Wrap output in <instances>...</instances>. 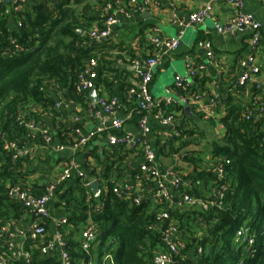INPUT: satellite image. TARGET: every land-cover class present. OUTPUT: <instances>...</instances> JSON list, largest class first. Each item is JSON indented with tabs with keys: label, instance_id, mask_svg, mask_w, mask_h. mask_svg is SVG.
Instances as JSON below:
<instances>
[{
	"label": "trees",
	"instance_id": "1",
	"mask_svg": "<svg viewBox=\"0 0 264 264\" xmlns=\"http://www.w3.org/2000/svg\"><path fill=\"white\" fill-rule=\"evenodd\" d=\"M124 3L125 0L0 2L2 239H5L2 228L8 232L25 231L32 224L28 211L8 197L9 189L24 186L33 197H39L44 194L45 186L37 178L49 174L46 168H36L42 164H35L39 158L35 154L14 158L13 151L6 149L7 143L41 147L40 137L19 126V121L44 124L46 119H52L56 123L54 131H49L52 137L56 135L65 146L74 145V128L57 122L62 116L56 109L57 99L63 98L67 91L72 101L84 107L86 92L77 87L80 77L90 70L92 60L98 67L95 68L99 82L108 92L107 101L115 98L110 93L108 78L118 74L114 64L123 57H114V52L120 50V45L93 41L89 33L103 29L108 16L103 11L106 5L116 7ZM14 7H19L17 12ZM10 15L17 24L15 30L8 27ZM77 30H82L83 34H77ZM193 77H198L197 72ZM173 90L179 97L199 95L204 104H208V100L215 102L208 117L194 108L186 113L185 107L175 99L169 104L160 103L157 110L175 122L162 136L155 135L153 148L157 160L178 159V164L172 167V172L181 178L179 188L173 193L175 207L166 209L164 203H157L145 192L152 182L140 172L141 165L132 171L136 178L126 196L113 192L114 187L123 186L122 180L130 163L142 158V145L128 148L125 142H117L109 145L102 158L93 152L86 153L80 168L83 167L88 175H75L73 184L67 187L63 183L50 208L52 219L56 213L62 214L60 220H55L58 225L54 230L62 235L63 251L70 264H154L155 254L166 249L162 237L170 227H175V238L182 245L173 255L174 264H264L262 91L255 82L239 84L238 81L220 83L215 93L217 99L211 98L210 89L204 87L196 92L186 89L183 84ZM200 94L210 96L206 98ZM126 103L124 112L130 113L134 121L148 113L139 109L135 100ZM118 105L120 112L123 104L119 102ZM215 112L220 115L215 116ZM211 126H220L222 134L208 140ZM204 141L205 145L202 144ZM218 168L222 169L221 175L216 171ZM90 180L101 184L98 198H94L88 189ZM185 194L195 203L186 205L179 200ZM137 197H141L138 204L134 202ZM202 204L207 205L206 210ZM163 211L168 213V218L158 220ZM90 224L96 235L85 250L80 235ZM154 224L155 227L150 229ZM50 225H46L44 237L32 240L26 234L23 251L29 254L27 264H61L58 252L41 251L52 239L54 231ZM240 228L247 239L253 241L252 245L236 236ZM2 239L0 254L6 248ZM106 256L110 258L106 259ZM9 264L26 262L11 259Z\"/></svg>",
	"mask_w": 264,
	"mask_h": 264
},
{
	"label": "crops",
	"instance_id": "2",
	"mask_svg": "<svg viewBox=\"0 0 264 264\" xmlns=\"http://www.w3.org/2000/svg\"><path fill=\"white\" fill-rule=\"evenodd\" d=\"M93 1L95 0H91V2ZM136 1L140 8L131 12L129 17L117 16V24L112 28L107 39L103 40L120 45L119 48L122 50L121 52H119L120 50L114 52V57L117 55L123 57V60H119L114 64V70L118 74L108 78V81L111 82L110 93L123 104L122 110L118 113L119 117L126 115L124 112L127 108L126 101H136V95L139 91V80L136 76L137 69L134 63H144L153 53L154 48L151 38L154 36L178 39V47L175 50L167 51L163 47L159 49L160 61L152 70V81L150 84V94L155 100L160 102L168 97L177 99L173 90L176 78L183 79L186 89L190 91L200 92L204 87L205 89H210V95L217 93L220 83L238 81L246 69L248 59L253 54H255L256 64L259 67L255 83L259 85V89L264 95L263 0H240L242 3L240 12L260 25V42L255 51L251 47L248 34L220 35L215 31L214 26L216 23H225L238 14V11L224 1L216 3L211 2L212 0ZM207 5L212 7L209 17L201 24H188L189 16L198 10L204 9ZM8 27L12 30L17 28L13 15L8 18ZM204 41L209 42L211 45L212 59H208L205 55V50L201 46ZM189 65L194 67L202 66V70L197 72V78L188 76L187 69ZM97 68L94 71L96 78L90 81L92 88L86 91V107L85 105L82 107L81 104L72 101L67 91L64 93L63 98L57 99L56 107L57 111L62 115L61 118L57 119V122L62 123L66 127L74 128L76 140L79 136L86 135H91V140L84 148L76 149L73 145L65 146L61 144L58 137L54 135L51 146L37 147L34 154L39 158H37L38 161L36 160L35 164L41 163L42 165L36 168L38 170L44 168L49 170L48 175L44 174L42 178H37L41 180L40 183L44 186L53 182L64 171L70 161L77 164L79 169L71 171L70 178L64 182L66 187L73 184L72 179L75 175L87 176V171L83 167L80 168V164L84 163L85 154L93 152L96 156L102 158L109 147V139L112 136H116L125 142L128 148H132L136 144L141 146V142L145 140L153 149L155 135L158 136L159 133L162 136L165 130L175 125V122H172L171 126H162L155 121L153 113L148 112L144 116L149 127V132L145 136L142 135L138 121H134L133 117L127 120L119 131L114 132L110 127L112 118L109 114L101 111H98L97 115L94 114L97 100L100 97L107 100L109 97L108 92L104 91L103 86L99 82ZM92 89L95 90L97 96L96 102H93L89 97ZM210 95L202 94L201 96L207 98ZM93 106L95 107L94 109ZM213 114L217 117L220 115L217 112ZM43 125L48 131L53 132L56 123L52 119H46ZM208 134L212 138V136L222 134V129L220 126H211L208 128ZM157 162L159 168L165 171L177 165L178 159H159ZM142 163V158L130 163V169L125 173L122 180L123 186H134L133 179L136 177H133L134 173L132 171ZM35 177H38V174ZM92 181L94 180H90V182ZM59 188L60 186L54 192L56 193ZM151 191L150 187L147 186L145 192L149 194ZM60 218H62L61 213H56L53 217L54 220H60ZM50 227L53 232V224Z\"/></svg>",
	"mask_w": 264,
	"mask_h": 264
},
{
	"label": "built area",
	"instance_id": "3",
	"mask_svg": "<svg viewBox=\"0 0 264 264\" xmlns=\"http://www.w3.org/2000/svg\"><path fill=\"white\" fill-rule=\"evenodd\" d=\"M219 1H224L225 3L231 5L238 14L230 18L227 22L218 24L216 23L214 28L215 31L220 35H233V34H248L249 41L252 49L255 51L260 42V25L253 21L251 18L240 12L242 7V3L240 0H212L211 2L216 3ZM264 1V0H263ZM1 3H9L10 0H0ZM14 4V3H13ZM140 7L137 4L136 0H125L124 4H118L116 7H113L111 4H108L104 8V12L108 14L106 20L103 23V29L101 31H92L89 33V37L93 41H103L106 40L110 35L112 28L117 24V16H125L129 17L130 13L138 10ZM19 7H14V12H17ZM211 5H207L204 9L198 10L194 12L188 18V24L190 25H198L201 24L206 18L209 17L211 12ZM151 43L153 44L154 51L147 58L144 63H137V78L139 80V91L136 95V102L139 109L152 112L155 121L162 126H171L173 120L170 116H164L160 112H157L160 103L169 104L174 101L172 98H166L162 101L155 100L150 94V84L152 81V70L160 61V48L163 47L167 51H173L178 47V39H166L160 36H154L151 38ZM201 46L205 50V55L208 59L213 58L212 48L209 42H202ZM97 66L96 62L92 60L89 63V68L85 73V76L80 77L79 85L77 90L86 92L91 89L90 81L96 78L95 72L92 70ZM202 70V66L194 67L193 65H189L187 69V74L189 77H193L194 74L198 71ZM259 73V67L256 64L255 54L251 58L248 59L246 69L238 79L239 84H243L246 82H255V77ZM184 84V80L181 78H176L175 80V88H179ZM257 84V83H256ZM257 88L259 85L257 84ZM176 101L183 107L194 108L197 112L205 115L206 117L211 115V110L215 107V102L213 100H208V104H204L201 97L199 95H192L190 97H179L177 96ZM213 99H217V95L214 93L210 96ZM206 99V98H205ZM119 102L117 99L112 98L107 101L104 98H99L96 103V108L93 106L94 114L97 115L98 111L107 113L111 116V129L114 132L119 131L127 120L131 119L132 115L126 114L124 117H119ZM57 107V105H56ZM261 115L264 116V106L261 108ZM138 125L140 130L142 131V135L145 136L149 132V127L147 125L146 117H142L138 121ZM19 126H23L28 132L32 134H37L42 142V146H51L53 143V137L49 133V131L44 127L43 124H35L33 122H24L23 120L19 121ZM91 140V135L79 136L73 145L76 149L84 148L87 143ZM117 142H123L116 136H112L109 139V145H112ZM142 159L143 163L140 167V172L143 175H146L148 179L152 182V184L148 185L152 190L148 195L150 198L155 200L157 203H164L166 209L175 207L174 205V195L175 190L179 188V180L181 179L179 176L175 175L172 172V167L166 169L165 171L159 168L156 154L154 149H152L145 140L142 142ZM37 147H34L29 144H24L22 147L17 145L16 143H7L6 149L9 151H13V157L22 159L24 157L32 156L35 153ZM62 149V148H60ZM144 164V165H143ZM149 164V166H147ZM79 167L73 161L68 162L64 171L53 181L45 186V192L39 197H33L29 191L24 186H16L12 187L8 191V197L12 200L18 202L24 209L28 211V215L32 219V224L26 228V230H15V232H8L5 228H2L1 231L5 234V239L2 241L5 243V252L0 254V264H9L11 259L23 260L26 264L29 261L28 252L23 251V240L28 234L29 239L35 240L40 237L46 236L47 230L46 225L51 223L55 227L58 223L51 218L50 208L51 203L55 197V190L57 187L61 186L66 180L70 178V174L72 170H78ZM219 175L222 174V169H216ZM81 176V174H77ZM89 183H87L88 186ZM128 187L118 185L114 187L113 192L117 195L128 194ZM177 196V194H175ZM141 197H137L134 202L136 204L139 203ZM182 199L186 205H192L195 203V200L188 196L182 195L179 197V200ZM202 208L206 210L207 205L202 204ZM168 218V213L163 211L160 216H158V220ZM48 223V224H46ZM153 227L150 229L154 228ZM95 231L94 226L89 225L84 231H82L80 235V241L82 242L83 249H87L88 246L95 240ZM236 236L241 239L242 242L248 243V245H252L253 241L247 239L246 233L243 229H239L236 232ZM176 229L175 227H170L165 230V233L162 237V243L166 247L164 251L157 252L154 256L153 263L154 264H174L173 255L178 252L179 247H182L181 243H178L176 240ZM42 253L47 252H58L61 264H70L68 256L63 251V241L62 235L58 232L53 233L52 239L47 241L45 245L41 248ZM200 251H198L199 253ZM109 259V256L105 257Z\"/></svg>",
	"mask_w": 264,
	"mask_h": 264
},
{
	"label": "water",
	"instance_id": "4",
	"mask_svg": "<svg viewBox=\"0 0 264 264\" xmlns=\"http://www.w3.org/2000/svg\"><path fill=\"white\" fill-rule=\"evenodd\" d=\"M77 34L82 35L83 31L82 30H77L76 31ZM89 97L93 102H96L97 100V96L95 94V90L92 89V91L89 93ZM186 113L190 112V108L189 107H185L184 108ZM88 189L90 190L91 194L93 195V197L97 198L99 197V195L101 194V189H100V183L97 180H94L92 182H90L88 184Z\"/></svg>",
	"mask_w": 264,
	"mask_h": 264
},
{
	"label": "rangeland",
	"instance_id": "5",
	"mask_svg": "<svg viewBox=\"0 0 264 264\" xmlns=\"http://www.w3.org/2000/svg\"><path fill=\"white\" fill-rule=\"evenodd\" d=\"M210 139H211V137H209V134H208V140H210ZM202 144L205 145L206 144V141H204Z\"/></svg>",
	"mask_w": 264,
	"mask_h": 264
}]
</instances>
